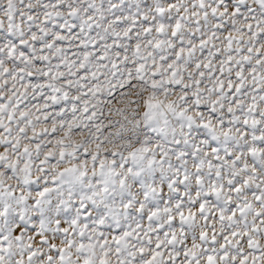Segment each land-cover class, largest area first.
<instances>
[{"label": "snow or ice", "instance_id": "obj_1", "mask_svg": "<svg viewBox=\"0 0 264 264\" xmlns=\"http://www.w3.org/2000/svg\"><path fill=\"white\" fill-rule=\"evenodd\" d=\"M0 264H264V0H0Z\"/></svg>", "mask_w": 264, "mask_h": 264}]
</instances>
